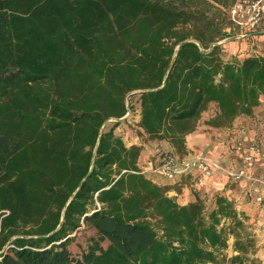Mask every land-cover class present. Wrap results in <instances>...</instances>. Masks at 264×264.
Here are the masks:
<instances>
[{
  "label": "trees",
  "instance_id": "1",
  "mask_svg": "<svg viewBox=\"0 0 264 264\" xmlns=\"http://www.w3.org/2000/svg\"><path fill=\"white\" fill-rule=\"evenodd\" d=\"M233 2L0 0V264H73L83 224L95 236L78 264H261L227 192L239 181L201 192L183 175L193 199L180 203L144 168L190 156L210 105L206 124L227 128L264 104V53L210 47L233 30ZM133 109L143 140L126 144L115 130Z\"/></svg>",
  "mask_w": 264,
  "mask_h": 264
},
{
  "label": "crops",
  "instance_id": "2",
  "mask_svg": "<svg viewBox=\"0 0 264 264\" xmlns=\"http://www.w3.org/2000/svg\"><path fill=\"white\" fill-rule=\"evenodd\" d=\"M264 108V104L260 105L255 108L256 109H262ZM255 112V111H254ZM245 117L240 116L237 119H235V122L230 127L225 128L223 133L214 132V134H218L219 136H215L213 138V145L209 147L206 146V135L204 134H210L209 131L203 132L202 129L197 128L195 131L191 132L187 135V145L189 148L196 149L198 153H202L206 155L210 160H213L214 162H218L221 166L226 168H232V169H238L243 164L242 157H240V154L235 151V149H232L231 147L236 143L238 140H243L244 142H248L249 140H253L252 136L256 132L260 133L262 131L263 136L261 138H264V113H261L259 116V120L256 122H252L246 125H240V122L245 121ZM234 126H237L235 131L232 130V134L230 133L231 129H233ZM261 128H263L261 130ZM234 135L233 138H231ZM236 135V136H235ZM238 135V136H237ZM262 140V139H261ZM219 150H221L219 152ZM223 150V152H222ZM151 151V150H150ZM154 151H151V154L154 155ZM210 153H214V157L210 156ZM197 154L196 152L191 153L190 156ZM227 156L226 161H222L217 159L216 156ZM153 157V156H152ZM145 161V169H152V158ZM224 157V156H223ZM226 158V157H225ZM146 171V170H145ZM250 174L253 176H264V160H257L255 163V166L252 170H250ZM154 176V175H153ZM153 179L158 182L159 184L163 185H172L175 186V189H172L170 192L177 197V200L180 203H186L189 200L193 199V193L191 192V188L188 185V181L182 177L177 179L175 182L170 181L167 179H164L163 177L157 175L154 176ZM228 181L227 174L225 170L223 169H215L213 173L208 177H202L200 184L197 180L196 186L197 188H200L201 192L203 190H222L226 188V184ZM250 186V181L248 178H243L237 183V188L233 190H228L232 196L236 198L237 205L242 208L244 211H251L250 213L253 215H257V219H259L261 222L264 219V206H259L255 202L252 201V199L247 201L245 198V190L248 189ZM177 188V189H176ZM253 209V210H252ZM254 218V217H253Z\"/></svg>",
  "mask_w": 264,
  "mask_h": 264
},
{
  "label": "built area",
  "instance_id": "3",
  "mask_svg": "<svg viewBox=\"0 0 264 264\" xmlns=\"http://www.w3.org/2000/svg\"><path fill=\"white\" fill-rule=\"evenodd\" d=\"M233 29L241 33L253 30L264 18V0H234L228 10ZM230 30V28H228ZM242 157L243 164L238 169L224 168L218 162L210 160L206 155L197 153L186 158H178L174 154H165L152 171L159 176L174 181L183 175L197 172L198 183L202 177L210 176L215 169L225 170L228 180L240 181L248 178L250 186L245 195L259 206H264V176L250 174L257 160H264V138L262 140H238L231 147ZM264 234V219L260 222Z\"/></svg>",
  "mask_w": 264,
  "mask_h": 264
},
{
  "label": "rangeland",
  "instance_id": "4",
  "mask_svg": "<svg viewBox=\"0 0 264 264\" xmlns=\"http://www.w3.org/2000/svg\"><path fill=\"white\" fill-rule=\"evenodd\" d=\"M248 33H249L248 31L241 33L237 29H233L228 37H226L225 39L220 41L222 43V49H223L222 50V56L224 59H231L233 57L241 58L243 55H247V54L264 53V34H258L252 38L251 37L247 38V39L244 38V37H247ZM134 111H135V109L132 110V112H133L132 115H130V113L128 112L125 116L127 118V120L124 123H122V126H120V128H117L115 130L116 134H119L120 136L123 137L126 144L131 142V140H137V138L139 140H143L140 136H136V132H137L136 131V121L138 119V116H137V112L136 111L134 112ZM215 111L216 110H215L214 105H210L206 111L202 112V114L198 120L197 127H196V129L200 127V129H202L203 132H206V131L210 132V134H207V133L204 134V135H206L205 144H206V146L209 145V147L213 145V138L215 136H219L218 134L215 135L214 132L223 133V131L225 130V128L211 127V126L206 124V121L215 114ZM261 113H264V108L256 109L252 118L245 117L246 120L243 122H240V125H242V124L246 125V124L258 121ZM236 128H238V127L234 126L233 129H231L230 133H228V134H232L233 133L232 130L235 131ZM233 137H234V135L231 138H233ZM219 138H221V137L219 136ZM188 150L191 153H194V152L198 153V151H196V149L189 148ZM220 151L221 150H219V152ZM222 152H223V150H222ZM210 156L214 157L215 155H214V153H210ZM216 157H217V159H219V161L220 160L226 161V159H227V156H225V155H222V156L218 155ZM145 170H146L145 172L149 175H152V176L158 175L157 173L153 172L150 168L145 169ZM176 180H174V182ZM169 195H173V194L171 192H169ZM245 212L250 216L249 221L251 222V224H253V226L255 228L254 233H255V236L257 238L258 244L261 246V248L258 252V256L260 258L261 264H264V234L261 231V227L257 226L258 225L257 222L260 221L259 219H261V218L257 219V215L254 213L252 215L250 213L251 211H248V212L245 211ZM254 224H256V226ZM94 236H95L94 230L91 228H88L84 224L78 229L77 232H75V235L72 237V239L67 244V248H68L67 249V257L71 263L78 264V263H83L86 261V257L88 255L87 246H88V244H90L89 242H90L91 238ZM227 253L230 254L229 248L227 250Z\"/></svg>",
  "mask_w": 264,
  "mask_h": 264
},
{
  "label": "water",
  "instance_id": "5",
  "mask_svg": "<svg viewBox=\"0 0 264 264\" xmlns=\"http://www.w3.org/2000/svg\"><path fill=\"white\" fill-rule=\"evenodd\" d=\"M221 42H214V43H212L211 45H210V47H212L213 45H216V44H220ZM177 48H178V46H177ZM176 48V49H177ZM204 51H207V49H205Z\"/></svg>",
  "mask_w": 264,
  "mask_h": 264
}]
</instances>
